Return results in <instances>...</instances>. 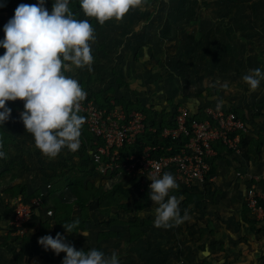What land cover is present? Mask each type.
Segmentation results:
<instances>
[{"label": "rangeland", "instance_id": "obj_1", "mask_svg": "<svg viewBox=\"0 0 264 264\" xmlns=\"http://www.w3.org/2000/svg\"><path fill=\"white\" fill-rule=\"evenodd\" d=\"M52 3L53 0H47L45 6L51 10ZM80 11L78 19L88 20L94 29L95 39L90 42L93 63L90 71L87 67H72L65 75L77 79L86 97L102 106L131 100L153 108V112L169 115L180 106L194 108L219 104L240 108L247 118V138L235 153L243 151L248 155L249 158L243 157L245 163L257 154L264 156V145L257 151L258 142L264 140V80L252 91L242 79L251 69L264 71V0H140L122 18H112L103 24L85 16L81 8ZM13 14L0 11V38L4 37L3 25ZM4 51L0 48V54ZM9 103L15 104L17 112L11 113L4 126L0 125V141L6 153L5 158L0 159V192L5 193L8 188L30 179L47 190L51 184L49 176L56 168L71 162L78 164L81 156L84 157L83 135L76 152L64 148L55 158H49L35 146L33 136L19 119L23 101ZM12 161L19 168H13ZM96 181L99 184L100 181ZM106 185L111 182L108 180ZM218 193L207 192V188L200 190L198 200L200 204H208L215 201ZM56 198L50 197L48 201L53 204ZM73 200L71 194L64 198V202ZM129 203L154 204L146 189L132 195ZM10 204L8 212H13ZM91 214L95 217L94 211ZM29 225H25L24 232L18 233L12 229L11 220L1 223L0 244L4 238L12 241L29 232L35 238L37 232L29 230ZM150 225V230L155 232L146 249L153 248V255L170 252L171 247L166 246L168 242L173 244L172 250L178 248L180 255L192 249V244L187 248L181 246L180 238ZM91 226L97 230L96 226ZM70 244L75 246V243ZM34 245L29 243L31 247ZM5 252L8 250L0 246V253L5 256ZM48 253L45 258L34 256L30 264H61L58 255L52 250ZM60 254L65 256L63 252ZM159 260L162 264L168 263Z\"/></svg>", "mask_w": 264, "mask_h": 264}, {"label": "clouds", "instance_id": "obj_2", "mask_svg": "<svg viewBox=\"0 0 264 264\" xmlns=\"http://www.w3.org/2000/svg\"><path fill=\"white\" fill-rule=\"evenodd\" d=\"M47 0L36 4L20 3L13 16L3 25L4 37L0 38V125L11 118L9 101H23L19 113L25 130L35 146L49 158H55L64 148L76 152L81 145V128L85 117L79 115L80 102L87 93L77 79L65 75L72 67L91 70L93 55L91 41L94 29L88 20L77 19L70 10V0H53L49 10ZM140 0H79L87 17L99 23L120 19ZM5 3L0 0V8ZM249 89L256 90L264 71L251 69L242 77ZM217 107H220L218 104ZM0 141V159L5 158ZM151 181L149 197L156 205L154 227L168 228L189 219L187 210L181 214L180 199L170 195L178 189L175 177L169 173L146 175ZM51 215V214H49ZM69 234L79 230V220L61 223ZM84 237L87 233L82 231ZM45 251L65 253L61 264H120L118 254L106 255L97 248L76 249L66 242L61 233L38 238Z\"/></svg>", "mask_w": 264, "mask_h": 264}, {"label": "crops", "instance_id": "obj_3", "mask_svg": "<svg viewBox=\"0 0 264 264\" xmlns=\"http://www.w3.org/2000/svg\"><path fill=\"white\" fill-rule=\"evenodd\" d=\"M244 156L246 155L243 151L234 154L223 152L221 158L215 161L217 169L210 184L207 185V192H219L215 201L208 204H198V206L190 205L186 209H182L180 204L181 214L183 215L184 211L187 210L189 219L168 228L155 227L156 230L168 231L170 235L180 238L179 244L181 246L187 248L188 245L192 244V249L185 250L184 248L185 251L182 255H180L178 248L172 250L173 244L170 245L169 242L166 243V246L171 247L170 252H165L166 254H161V256L153 255V248L146 249L147 242L154 238L153 233L155 231L150 230L151 225L144 228L147 232L144 241L131 242L126 229L128 225L109 228L106 224V218L98 212L97 204L90 206V211L95 213V217H91V222H88V225L78 233L72 234L66 242L75 243V248L78 250L97 248L106 255L115 252L118 254L120 264H162L159 259H164L168 262L167 264H264V219L256 221V228L242 221V200L248 186L259 184V177H264V156L259 157L257 154L256 157L253 156L246 163L243 159ZM246 157L249 158L248 155ZM236 160H240V162ZM25 184L28 186V193H33L36 190H41L43 193L46 191L34 184L32 179ZM69 195L67 190L57 194L61 201H64V198ZM33 198L28 199L29 203L32 202ZM12 200L13 197H10L8 193L0 192V224L11 220L12 212H8L7 208ZM155 208V204H147V207L141 212H122L120 219L129 222L132 219L140 218L141 220L147 216L150 224H153ZM79 214V208L74 206L73 216L77 218ZM46 219L44 208L36 210L29 230H34L38 236ZM91 225L96 226L97 230ZM53 226L52 223L45 235L50 234L55 237ZM109 229L117 232V234L107 239H99L100 232ZM185 229H187V233H185ZM82 231L87 233L86 237L82 235ZM28 235L31 236L30 232ZM68 235L65 233L63 236ZM165 242L167 240L163 241L162 244L164 245ZM201 247H205L206 250L201 251ZM34 256L40 257L38 254L32 257L30 254L24 255L26 261L24 260L22 264H30ZM0 264L17 263H15L11 253L5 252V256L0 253Z\"/></svg>", "mask_w": 264, "mask_h": 264}, {"label": "built area", "instance_id": "obj_4", "mask_svg": "<svg viewBox=\"0 0 264 264\" xmlns=\"http://www.w3.org/2000/svg\"><path fill=\"white\" fill-rule=\"evenodd\" d=\"M111 105L102 107L92 100L80 102V112L85 117L84 124L93 135V156L99 163V170L106 173L108 170L114 172L116 168L121 169L110 180L111 185L123 178L126 182L140 185L143 191L151 183L146 175L169 172L181 188H203L211 173L212 159L218 154L215 145L221 142L229 149L239 150L241 133L247 132L244 120L224 106H197L195 109L180 106L169 117L168 124L162 126L160 118L154 122L143 111H128L117 103ZM202 110L207 118L195 119L193 114ZM147 133L170 138L175 145L179 144L178 151L156 155L160 146L148 145L140 155L121 160L120 149L134 144ZM101 141L104 142L103 145L100 144ZM166 149L170 152L172 146ZM103 155L110 158V161L102 163ZM42 202L41 197L34 198L31 203L22 196L13 198L11 224L18 233L25 231V225L32 222L36 210L44 208ZM244 202L249 208L250 218L256 221L264 219V189L261 185L248 186ZM44 212L48 218L54 215L53 209L47 206Z\"/></svg>", "mask_w": 264, "mask_h": 264}, {"label": "trees", "instance_id": "obj_5", "mask_svg": "<svg viewBox=\"0 0 264 264\" xmlns=\"http://www.w3.org/2000/svg\"><path fill=\"white\" fill-rule=\"evenodd\" d=\"M37 0H3L5 3V6L0 8V11L13 14L14 9L20 4H34ZM75 6L76 9L71 8L70 5ZM69 8H71L72 12L75 14L76 18H80L82 12L80 11V4L79 0H72L71 3H69ZM85 100H90L89 97H86ZM121 103L128 111L131 110H140L143 111L149 120L157 122V119L160 118L162 121V126H165L168 124L169 117L172 115L166 114L165 112H153V108L147 107L141 103L133 102L131 100H120ZM125 101V102H124ZM118 102V104H121ZM8 106L11 107L13 110L12 112L16 113V106L13 103L8 102ZM102 106V105H100ZM112 106V105H107ZM105 107V106H102ZM206 107V106H205ZM196 106L193 108L195 109ZM232 111H234L238 117L244 120L246 123L247 118L245 117V112L243 109L240 108H230ZM79 115L83 116L82 112H79ZM193 117L198 120L206 119L207 116L205 115L204 111L200 113L193 114ZM192 117V118H193ZM81 134L83 137H81V141L85 145L82 146L83 151H85L84 157L81 156L79 159L78 164L77 163H69L68 166H63L61 168H56L55 172L49 176V180L51 181L50 187L47 186V190L43 193L41 190H36L33 193H28V186L25 183L16 184L12 186L11 188H8L6 190V193L10 197H19L22 196L27 202L30 198H42V207H49L52 208L54 211V215L51 218L46 217L48 222H43L41 230L38 234V236L31 237L29 235H23V236H16V240H10V238H4L3 242L0 244L2 248H5L8 250L9 253L12 254L15 263L22 264L24 262V255L30 254V257L33 255H40L42 258H45L46 255L49 256L48 251H45L44 248L37 243L38 238L45 235V232L47 229H49L52 225L53 226V233L54 236L56 233H61L64 235L67 233L65 229L63 228L61 223L65 222H71L73 220H79V226L77 230L84 229L88 222H91V211L90 206L91 203L97 204L98 212L102 214L106 218V224L109 228H112L113 226H122L124 224H127L128 227L127 233L129 235V239L131 242L140 241L143 240L147 232L144 230V228L147 225H150V221L146 219H132L129 222H124L120 219V214L122 212H131L134 213L135 211L141 212L144 208L147 207V204H130L129 200L132 198V195H134L137 192H141L140 185H134L130 182H126L123 178H120L119 181L115 182L114 185H106L107 181L113 179L118 173L121 172V169L116 168L114 172H111V170H108L106 173H102L99 170V163L94 160L93 151H95V146L93 145V135L91 134L88 127L83 124L81 128ZM86 139L84 140V136H86ZM247 138V133L242 132L241 133V143L240 147H242L243 143H245ZM100 144H104L103 141L100 142ZM148 145H158L160 146V149L155 152L156 155H161L163 153H174L178 151L179 144L175 145L174 141L170 138H162L158 134H144L141 137L137 139V141L132 145H125L122 149H120L119 155L121 157V160H125L127 157L132 155H140L143 152V149ZM264 145V140H260L258 142L257 151H261L262 146ZM172 146V150L170 152L167 151V147ZM215 148L218 151V154L212 159V168L211 173L207 177V184L203 188L200 187H183L182 189L179 188L173 189L171 195L177 196V198L181 201V207L182 209H186L190 205H197L200 204L198 200V192L201 190H205L207 188V185L210 184V178L215 175L217 166L215 164V161L221 158V155L223 152H226L228 154H234L235 150L229 149L226 146H224L221 142L215 145ZM110 161V158L103 155L101 157L102 163H107ZM13 168H19L18 166H15L16 162L10 163ZM96 180H99V184ZM259 185L262 186L264 189V177L259 180ZM145 189L147 192L150 191L149 187L146 185ZM67 190L69 194H71L74 197V200L72 202H64L56 198L57 194ZM55 197L56 200L53 204H51L48 201V198ZM33 198V199H34ZM74 206H77L80 210L79 217L73 216ZM131 206V207H130ZM249 208L246 204V202H243V211H242V221L247 223L250 226H253L256 228V220L249 217ZM45 220V221H46ZM30 222L28 228L31 227ZM14 229V228H12ZM191 229V228H189ZM74 232L66 236V240L71 238L72 234L78 233ZM117 234V232L109 230H105L100 232L99 239H107L112 237L113 235ZM1 239V236H0ZM29 243L35 244L33 247L29 246ZM38 244L39 246H37ZM201 251L206 250L205 247L200 248ZM58 262H61L64 255H58ZM53 264V263H50ZM226 264V263H222Z\"/></svg>", "mask_w": 264, "mask_h": 264}]
</instances>
